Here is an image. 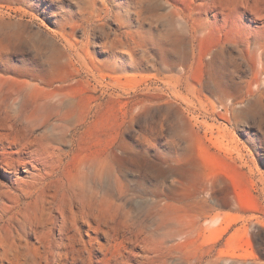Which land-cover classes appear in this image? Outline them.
I'll return each instance as SVG.
<instances>
[{
    "label": "rangeland",
    "instance_id": "rangeland-1",
    "mask_svg": "<svg viewBox=\"0 0 264 264\" xmlns=\"http://www.w3.org/2000/svg\"><path fill=\"white\" fill-rule=\"evenodd\" d=\"M219 1L0 0V79L76 81V123L96 87L78 81L105 87L69 170L78 184L105 171L102 222L114 243L100 235L92 264H137L141 230L163 218L157 203L184 207L165 213L189 226L218 220L195 230L186 254L208 251L217 237L216 254L264 264V0H247L240 26L235 0ZM180 47L190 48L185 64ZM0 174L9 192L0 198L3 238L22 240L35 264H82L62 246V184L36 187L24 170ZM88 227L78 225L86 239Z\"/></svg>",
    "mask_w": 264,
    "mask_h": 264
},
{
    "label": "bare ground",
    "instance_id": "bare-ground-1",
    "mask_svg": "<svg viewBox=\"0 0 264 264\" xmlns=\"http://www.w3.org/2000/svg\"><path fill=\"white\" fill-rule=\"evenodd\" d=\"M259 1L256 0L257 3ZM253 4L255 3L253 2ZM234 8L237 25L240 26L247 9V0H235ZM192 50L194 53L196 49L192 48ZM189 52L190 48L180 47L177 51L178 61L185 64L188 61ZM74 57L78 62L84 60L80 54H75ZM258 75L256 73V77ZM75 82L62 80L54 86L53 81H46L38 77L31 80L0 79V87H2L0 94L3 95L0 99V171L4 169L10 172L12 177L9 176L8 179H12L13 176H18L21 170H24L29 173V178L36 187L54 181L62 184L63 192L69 199L68 213L63 214L65 241L62 246L75 257V260L77 259L82 264H92L94 262L93 253L97 250L96 246L103 249L99 245L100 242L97 241L100 235L109 236L106 238L110 241V247H113L110 230L106 229L102 222L106 198L105 171L100 166L92 174L86 172L82 177L80 176L82 181L78 184L75 176L69 170L71 168L70 159L79 144V134L83 129L92 125L96 114L104 105L106 92L103 82L99 79L91 78L86 81H78V84L81 85L90 84L92 86L94 83L96 87L92 92L94 93L92 105L86 109L82 118L76 123V111L70 98L71 91L76 85ZM182 83L184 84L183 81ZM6 85H8L7 88L4 87ZM66 143L71 145L69 151H64L61 148ZM65 171L69 173L66 175ZM2 186L4 184L0 181V198L6 199L9 192L3 190ZM48 206L52 207V205ZM171 206L183 211L185 209L169 203H157L154 210L163 218L141 230L143 237L141 236L137 240V245L142 248L143 254L134 256L137 264H223L224 262L227 264H248L238 260L234 254H216L217 243L215 241H217V237L208 246V251L186 254L183 248L187 247L195 230L199 228L202 233L203 230L211 231L217 225L218 220L214 218L210 221L207 220L205 226L198 223L189 226L184 221H176L165 213ZM79 223L89 226V231L94 236L90 235L89 239H86L78 229ZM73 230L76 233L73 234ZM122 232L124 231L122 230ZM202 244L204 245V242ZM38 247L40 248V246ZM32 255L22 240L11 241L3 238L0 234V264H35L36 261ZM112 262V264H123L126 261L115 257Z\"/></svg>",
    "mask_w": 264,
    "mask_h": 264
}]
</instances>
